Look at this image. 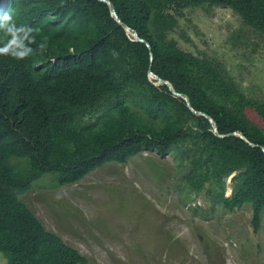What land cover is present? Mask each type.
<instances>
[{"label":"trees","instance_id":"trees-1","mask_svg":"<svg viewBox=\"0 0 264 264\" xmlns=\"http://www.w3.org/2000/svg\"><path fill=\"white\" fill-rule=\"evenodd\" d=\"M0 0V253L5 264H88L22 200L34 181L80 182L152 149L177 155L188 193L264 213V99L169 35L187 7L229 8L264 34V0ZM5 15L11 19H4ZM150 71L166 84H155ZM253 143V145L251 143ZM231 176L230 195L226 194ZM191 198V196H190ZM199 211V208L196 209Z\"/></svg>","mask_w":264,"mask_h":264},{"label":"rangeland","instance_id":"rangeland-1","mask_svg":"<svg viewBox=\"0 0 264 264\" xmlns=\"http://www.w3.org/2000/svg\"><path fill=\"white\" fill-rule=\"evenodd\" d=\"M178 21L172 40L210 60L248 97L264 99L263 33L212 4L187 7ZM179 165L175 153L147 149L67 186L46 175L21 198L88 264H264V213L255 231L249 204L231 212L213 204L206 188L188 193V168Z\"/></svg>","mask_w":264,"mask_h":264},{"label":"water","instance_id":"water-1","mask_svg":"<svg viewBox=\"0 0 264 264\" xmlns=\"http://www.w3.org/2000/svg\"><path fill=\"white\" fill-rule=\"evenodd\" d=\"M101 1L108 3L109 6H110V9H111V11H112V13H113L114 16L117 18V20H118L119 22L122 23V25L127 29V31H131V28H130L126 23H123V22L121 21V19L119 18L118 13H117V11H116V9H115L114 4H113L110 0H101ZM134 36L136 37L137 40L144 41V39H142V38L138 35L137 32H134ZM151 74H154V73L151 72ZM156 77H158L159 80H161L162 82H164L165 84H167V85L170 87V89H171L175 94H177V95H181V94H179V93L173 88V86L171 85V83H170L169 81H166V80L160 78L158 75H157ZM181 96H183V97L185 98V100L187 101L188 106H189V107H190L195 113L202 114V115H204V116H206L207 118L210 119V121H211V123H212V126H213V129H214L215 133H216L218 136H220V137H224V136H230V135H238L239 137H241V138H243L244 140H246L247 142H249L248 139L245 137V135H244L241 131H235V132H231V133H227V134H221V133L219 132V130H218V126H217L216 121H215L211 116L207 115V114L204 113V112L196 111L195 109H193V107H192V105H191V103H190V100H189L188 96H187V95H183V94H182ZM250 143H251V142H250ZM251 144L253 145V143H251ZM262 148L264 149V146H263Z\"/></svg>","mask_w":264,"mask_h":264},{"label":"clouds","instance_id":"clouds-1","mask_svg":"<svg viewBox=\"0 0 264 264\" xmlns=\"http://www.w3.org/2000/svg\"><path fill=\"white\" fill-rule=\"evenodd\" d=\"M115 6V5H114ZM116 9V8H115ZM111 13H112V11H111ZM112 15L114 16V14L112 13ZM119 16V15H118ZM115 17V16H114ZM116 18V17H115ZM120 18V17H119ZM4 19H11L9 16H7V15H5V17H4ZM116 20H117V18H116ZM118 21V20H117ZM122 21V20H121ZM119 22V21H118ZM123 22V21H122ZM121 23V22H120ZM124 23V22H123ZM122 24V23H121ZM131 28V27H130ZM127 30V29H126ZM128 33H130L131 35H133V37L136 39V37L134 36V32H136L135 30H133L132 28H131V31H127ZM139 35V34H138ZM140 36V35H139ZM142 38V37H141ZM143 39V38H142ZM137 40V39H136ZM138 41H140V40H138ZM141 42H146L145 40L144 41H141ZM146 44L148 45V46H150L149 45V43L148 42H146ZM151 72H153V71H150V75L151 76H153V81L155 82V84H157V81H161V80H159V78L158 77H156L157 76V74H155L154 72V74H151ZM150 76V77H151ZM159 77H160V75H158ZM160 78H162V77H160ZM163 79V78H162ZM164 80H166V79H164ZM166 81H168V80H166ZM162 82V81H161ZM162 84H165L164 82H162ZM157 85H159V84H157ZM167 85V84H166ZM172 85V84H171ZM173 86V85H172ZM170 88V87H169ZM174 88V87H173ZM175 89V88H174ZM173 92V91H172ZM178 92V91H177ZM174 93V92H173ZM179 94H181L182 95V93H180V92H178ZM175 94V93H174ZM175 95H177V94H175ZM181 95H178V96H181ZM184 95V94H183ZM183 97V96H182ZM184 98V97H183ZM189 98V97H188ZM185 99V98H184ZM190 100V99H189ZM187 102V101H186ZM191 103V102H190ZM196 111H198V110H196ZM198 114V113H197ZM208 115V114H207ZM210 120V119H209ZM55 183V182H54ZM56 184V183H55ZM70 185V184H69ZM65 186H67V185H65ZM31 187V186H30ZM61 187H63V186H61ZM30 189V188H29ZM28 189V190H29ZM232 190V189H231ZM26 193V192H25ZM232 193V192H231ZM228 195V194H227ZM230 195V194H229ZM31 208V207H30ZM32 209V208H31ZM32 211L34 212V210L32 209ZM35 213V212H34ZM36 215V214H35ZM37 216V215H36ZM38 217V216H37ZM39 218V217H38ZM40 219V218H39ZM46 227V226H45ZM49 230V229H48ZM50 231H52V230H50ZM54 232V231H53ZM56 233V232H55ZM61 236V235H60ZM62 237V236H61ZM63 238V237H62ZM65 241V240H64ZM66 242V241H65ZM67 243V242H66Z\"/></svg>","mask_w":264,"mask_h":264}]
</instances>
